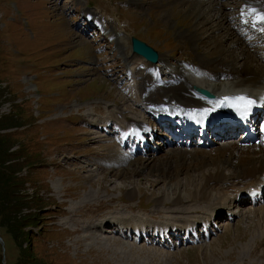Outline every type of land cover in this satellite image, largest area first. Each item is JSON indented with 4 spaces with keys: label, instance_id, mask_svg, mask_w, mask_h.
<instances>
[{
    "label": "rangeland",
    "instance_id": "1",
    "mask_svg": "<svg viewBox=\"0 0 264 264\" xmlns=\"http://www.w3.org/2000/svg\"><path fill=\"white\" fill-rule=\"evenodd\" d=\"M87 1L95 6L88 7ZM198 1L0 0V114L15 112L23 125L7 131L22 140L28 138L32 142L30 150L38 160L34 169L25 167L18 176L27 181L21 192L26 201L35 205L32 197L41 199L38 203L42 209L37 208L42 215L40 228H30L35 233L41 231L34 238L35 251L43 259L41 263L264 264V217H261L264 202L256 209L246 205L242 214H238L240 206L233 207L238 216L229 219L220 215V229L211 238L187 245L166 247L148 240L137 241L102 227L109 222L115 228L116 220L127 223L135 217L152 225L182 222L183 225L209 216L213 202H226L230 207L234 192L246 189L243 183L227 193V201L217 194L214 200L205 202L196 194V188L198 185L204 190L214 185L208 181L216 167L211 162L200 165L191 155L195 147L185 150L166 147L149 164H139L149 155L114 160L108 145L115 142L103 140L111 137H103L101 129L92 127L93 119L121 112L125 121L135 118L146 121L148 127L156 124L154 115L145 118L146 111L134 103L130 89L125 88L127 93L122 86L129 63L124 53L133 54L129 29L161 49V57L171 65H195L201 59L213 62L219 43L205 46L200 42L205 35L198 41L195 36L191 38L194 26L205 20L202 13L200 18L187 12ZM250 1L204 0L201 12L218 10L223 15V29L229 26L238 33L237 18L242 11H251L255 0ZM244 6L247 8L243 9ZM84 15L92 21H86ZM95 16L100 20L96 19L99 22L94 26ZM139 22L143 27H135ZM244 25L248 27L241 26ZM262 33L258 36H263ZM208 34L217 32L210 29ZM233 36L229 38L236 42ZM250 36L253 38L246 40L250 45L243 39L239 44L243 48L252 47L254 63L264 66V39L255 41L257 37L252 32ZM120 37H127L124 44L119 43ZM197 42L201 43V49ZM228 44L229 41L224 46ZM209 48L210 59L203 54ZM96 58L102 64L96 65ZM129 84L127 78L125 85ZM105 104H111L109 109ZM18 107L20 110L14 111ZM71 115L74 117L67 118ZM159 135L154 138L156 144L160 143ZM30 136L36 137L35 143ZM225 142L212 144L210 153H218ZM21 145L18 141L12 149L18 150ZM29 160L32 155L22 161ZM231 172L224 170L226 175ZM165 198L167 203L160 202ZM5 239V253L0 242V264H16L18 249L10 236Z\"/></svg>",
    "mask_w": 264,
    "mask_h": 264
},
{
    "label": "bare ground",
    "instance_id": "2",
    "mask_svg": "<svg viewBox=\"0 0 264 264\" xmlns=\"http://www.w3.org/2000/svg\"><path fill=\"white\" fill-rule=\"evenodd\" d=\"M203 2L204 0L194 2L195 4L192 3L187 10L193 16L201 18L202 13L205 17L204 21H200L194 26L191 38L195 36L198 41L199 37L205 35L204 39L203 37L200 38V42L205 43V46L208 43L213 44L212 42L214 44L219 43L215 49V53L218 54L214 59L215 61L209 62V60L201 59L195 65L190 63L174 66L161 57L158 64H151L135 53H131L132 55L127 52L124 53L129 61L125 79L126 81L127 78L130 80V86L123 85V88L124 90L125 88L130 89L129 92L132 95V100H135L134 103L144 112L146 111L148 116L145 118L154 115L156 124L148 127L144 125L145 121L135 118L125 121L123 112H118L117 116L109 114L104 118L93 119L92 127L95 130L101 129V132L104 133L103 137L106 135L111 137L103 140H114L130 148V152H128L122 147L117 148L115 143L108 145L111 159L114 160L118 158L119 153L127 157L149 155L148 159L145 158V161L139 163L146 162L149 164L155 160V155L160 154V151L169 145L170 150H185L189 145H196L197 147L191 153L195 160H199L200 165L211 162L216 167L215 171L210 172L209 181L206 180V182H213L214 185L204 190L198 185L196 188V194L205 202H211L215 196L224 198L228 195L227 193H231L230 190L233 187L243 183H245L246 189L238 193L234 192V196L230 197V199L234 198L232 202L234 206L231 204L228 207L226 202L221 204H217L218 201L213 202L210 205L209 216L187 221L183 225L176 223L169 225L154 223L152 225L135 217L127 223L119 219L116 220L113 222L116 225L115 228L109 222L103 223L102 227L107 228L105 231L118 233L119 230L127 236L135 234V239L140 241L157 242V238H162L165 243L175 239L176 244H188L201 240V238L204 241L208 240L219 227L218 220L222 218L220 215L228 218L238 216L236 212L232 211L233 207H241L238 214L243 213L241 211L245 209L246 205L253 209L262 207L261 204L264 202V145L263 142L260 145L248 144L251 142L248 134L250 130H253L257 137H260L259 126L264 118V66L254 63L255 52L252 47L243 48L239 43H243L240 33L243 35L254 33L257 37L255 41L264 39V35L258 36L259 32H263L261 29H264V23L256 22L253 18L255 14L251 11L245 13L247 11L245 10L243 11L244 14L241 13V17L237 18L239 34L232 31L229 26L223 29L221 25L223 15L218 10L214 11V8L205 13L201 12ZM252 5L251 9H256L257 13L262 10L264 12V0H255ZM245 8L247 6L243 7V9ZM230 16L231 19H234L232 15ZM243 24H247L248 27L246 25L241 26ZM256 25L261 28L256 27ZM210 29L214 33L217 32V35L208 34ZM230 35L236 37V42L233 38H229ZM118 40L120 44H124L127 37H120ZM228 41V47L224 46V43ZM247 41L245 40L246 45L249 44ZM200 42H197V45L201 49ZM117 48H119V44ZM239 48L242 50L238 51ZM211 51V48L204 51V56L210 59L208 54ZM160 63H164L163 67H160ZM195 87L210 90L216 94V98L208 100L202 97L194 90ZM127 89L125 91L128 93ZM241 95L255 101L253 106L243 115L239 110L232 107L230 102L225 101V97L231 99ZM238 117L245 120L240 124H235L233 121H236ZM242 126H245L246 129L237 140L235 135ZM164 130L166 132L171 131V133L175 132V134L163 133L159 135L160 137L165 135L169 138L168 140L158 139L160 143L157 142V144L160 146H157L154 137L158 135L157 131ZM200 131L201 137H198L199 140L196 141V134ZM220 140H226L222 144L223 149H219L216 154H214L215 152L212 153L213 151L210 153L211 148L209 147ZM172 145H175L176 148ZM234 161L236 162L235 165ZM234 166L238 168L231 170ZM242 168L244 169L242 170ZM226 169L232 172L226 175L224 174ZM165 187L169 190L168 186L165 185ZM131 193L133 195L135 192L132 191ZM180 196L181 194L177 197V201L180 200ZM227 199L228 197H225L224 201ZM160 202L167 203L168 200L165 198L161 199ZM259 209L262 212L261 208ZM117 225L119 226L117 227ZM166 246L169 247V245Z\"/></svg>",
    "mask_w": 264,
    "mask_h": 264
},
{
    "label": "trees",
    "instance_id": "3",
    "mask_svg": "<svg viewBox=\"0 0 264 264\" xmlns=\"http://www.w3.org/2000/svg\"><path fill=\"white\" fill-rule=\"evenodd\" d=\"M19 110V107L14 109V111ZM21 124L23 125V122L18 121L13 111L8 114H0V231L4 240L6 241V236H10L18 249L19 257L16 264H43L41 263L43 259L35 251L34 241V238L40 236L41 231L35 233L30 229L31 227L40 228L42 215L37 208L39 210L41 208L38 203H41V199L34 195L32 200L35 205L26 201L27 199L21 192L27 181L25 177L24 180L18 176V172L25 167L37 166L38 160L34 157L36 154L30 150L29 144L32 142L28 138L22 140L20 137H16L15 133L7 131L21 127ZM5 130V133L1 132ZM30 137L35 143L36 137ZM18 141L22 145L18 150H13L12 148ZM27 155H32V160L22 161L23 157H28ZM16 165L19 167H15ZM26 177L29 181V175Z\"/></svg>",
    "mask_w": 264,
    "mask_h": 264
},
{
    "label": "water",
    "instance_id": "4",
    "mask_svg": "<svg viewBox=\"0 0 264 264\" xmlns=\"http://www.w3.org/2000/svg\"><path fill=\"white\" fill-rule=\"evenodd\" d=\"M132 43H133V51L138 53L139 55L144 56L148 60H151L153 63H157L159 60L158 53L149 45H147L145 42L140 41L136 37H132ZM196 90L208 98H215V94L210 92L209 90L205 88L195 87ZM1 242L3 243V240L1 238Z\"/></svg>",
    "mask_w": 264,
    "mask_h": 264
},
{
    "label": "snow or ice",
    "instance_id": "5",
    "mask_svg": "<svg viewBox=\"0 0 264 264\" xmlns=\"http://www.w3.org/2000/svg\"><path fill=\"white\" fill-rule=\"evenodd\" d=\"M251 12L255 14L254 19L258 23H264V12L257 13L256 9H251ZM242 14L243 11H242ZM264 31V29H261ZM225 101L230 102L231 106L236 108L241 112V114H246L247 110L250 109L255 103L254 100L247 98L246 96H236L234 98L225 97Z\"/></svg>",
    "mask_w": 264,
    "mask_h": 264
}]
</instances>
